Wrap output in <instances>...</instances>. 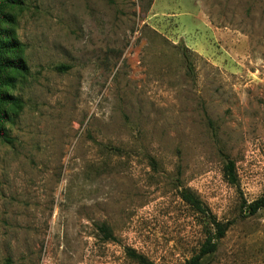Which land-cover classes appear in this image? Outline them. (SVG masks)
Instances as JSON below:
<instances>
[{
  "label": "rangeland",
  "instance_id": "rangeland-1",
  "mask_svg": "<svg viewBox=\"0 0 264 264\" xmlns=\"http://www.w3.org/2000/svg\"><path fill=\"white\" fill-rule=\"evenodd\" d=\"M3 1L0 264H264V0Z\"/></svg>",
  "mask_w": 264,
  "mask_h": 264
},
{
  "label": "trees",
  "instance_id": "trees-1",
  "mask_svg": "<svg viewBox=\"0 0 264 264\" xmlns=\"http://www.w3.org/2000/svg\"><path fill=\"white\" fill-rule=\"evenodd\" d=\"M4 1H0V12L2 11V6ZM4 19V16L0 14V22ZM5 34L0 30V89L5 85L4 75L7 73H18V74H27L28 68L24 63L18 60L8 59L6 55L12 54L15 50V44L11 41L4 40ZM67 67L57 68L58 71H65ZM2 102H8V99L5 98L0 91V104ZM4 119V115L0 113V122ZM223 174L229 184L236 183V176L234 171V164L232 161L226 160L223 167ZM182 201L190 206L196 213L200 214L204 219L207 220L208 226L212 229L208 232V236L199 250V253L194 256L186 264H201V260L213 254L218 247V243L221 239L224 238L226 232L229 228V223H220L212 218L208 212V209L203 206L189 191L183 190L180 194ZM264 210V197L250 203L247 205V211L250 216L255 215L258 211ZM101 232H103L106 238L111 239V235L108 230L104 227H101ZM135 260L139 264H146L145 260L141 256H134Z\"/></svg>",
  "mask_w": 264,
  "mask_h": 264
}]
</instances>
